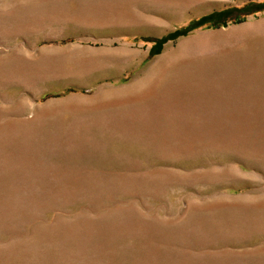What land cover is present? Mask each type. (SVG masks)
I'll return each instance as SVG.
<instances>
[{
  "label": "rangeland",
  "instance_id": "rangeland-1",
  "mask_svg": "<svg viewBox=\"0 0 264 264\" xmlns=\"http://www.w3.org/2000/svg\"><path fill=\"white\" fill-rule=\"evenodd\" d=\"M0 264H264V0H0Z\"/></svg>",
  "mask_w": 264,
  "mask_h": 264
},
{
  "label": "trees",
  "instance_id": "trees-1",
  "mask_svg": "<svg viewBox=\"0 0 264 264\" xmlns=\"http://www.w3.org/2000/svg\"><path fill=\"white\" fill-rule=\"evenodd\" d=\"M224 13V12H223ZM223 13H221V14H223Z\"/></svg>",
  "mask_w": 264,
  "mask_h": 264
}]
</instances>
